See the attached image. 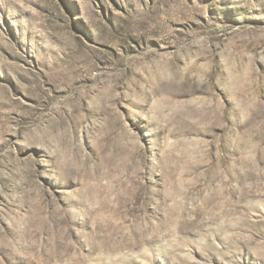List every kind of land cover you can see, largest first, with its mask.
<instances>
[{
    "label": "rangeland",
    "instance_id": "rangeland-1",
    "mask_svg": "<svg viewBox=\"0 0 264 264\" xmlns=\"http://www.w3.org/2000/svg\"><path fill=\"white\" fill-rule=\"evenodd\" d=\"M0 264H264V0H0Z\"/></svg>",
    "mask_w": 264,
    "mask_h": 264
}]
</instances>
